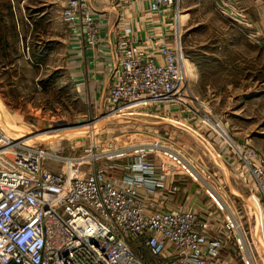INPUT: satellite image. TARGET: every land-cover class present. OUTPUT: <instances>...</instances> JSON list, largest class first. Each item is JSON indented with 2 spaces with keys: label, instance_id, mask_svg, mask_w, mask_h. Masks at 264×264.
Here are the masks:
<instances>
[{
  "label": "built area",
  "instance_id": "2783aa9c",
  "mask_svg": "<svg viewBox=\"0 0 264 264\" xmlns=\"http://www.w3.org/2000/svg\"><path fill=\"white\" fill-rule=\"evenodd\" d=\"M57 1L62 22L81 42L97 47L102 21L94 13L93 0ZM145 2L147 8L135 11L137 15L122 10L114 40L105 51L114 76L106 94L109 113L137 115L131 109L160 102L186 106L192 98V116L230 144L218 129L222 122L217 114L206 111L207 104L190 90L180 0ZM217 7L225 16L246 18L225 1ZM146 15L156 16L157 31L138 30ZM6 135L0 133V264L220 263L230 238L225 239L222 231L240 227L231 215L218 224L197 211L164 208L165 197L174 196L180 187L168 184L170 168L151 160L148 150L134 154L119 177L96 165L80 174L85 158H92L91 148L72 161ZM162 141L174 148L170 138ZM230 145L238 167L249 174L255 196L264 205V153L241 142ZM151 146L165 147L159 139ZM169 149L176 161L190 164L177 148ZM51 156L64 161L61 171L44 165ZM94 157L114 155L95 153ZM67 159L73 162L70 168ZM202 177L208 190L218 192L210 183L213 180ZM216 184L222 189L221 183ZM216 231L221 234L215 235Z\"/></svg>",
  "mask_w": 264,
  "mask_h": 264
},
{
  "label": "rangeland",
  "instance_id": "374dc122",
  "mask_svg": "<svg viewBox=\"0 0 264 264\" xmlns=\"http://www.w3.org/2000/svg\"><path fill=\"white\" fill-rule=\"evenodd\" d=\"M127 1L123 0L124 3ZM44 3L47 4V0H0V133H7L26 146H39L50 154L71 158L72 161L85 154V149L91 148L92 158H85L86 162L80 165V174L88 173L96 165L119 177L140 150H148L151 160L156 164L164 163L173 170L171 162H180L176 161L169 148L175 149L176 146L172 148L171 143L162 141L172 138L162 127L166 124L181 126L176 120L192 123V98L186 106L160 102L131 109L137 115L109 113L106 106L108 88L103 100L91 93L95 78L89 77L87 71L90 57H85L86 54L82 55L73 46L74 41H81L62 22L59 2L57 10L53 4L49 7ZM202 3L204 6L201 7L208 9L191 14L187 24H181L190 90L198 100L207 104L206 111L215 112L224 124L229 122L227 130L231 136L234 137L233 132H247L250 125L247 121L237 122V114L257 116L256 122L264 129L263 21L253 24L225 16L217 9L216 0ZM180 4L182 7L181 0ZM124 7L122 9L132 11L133 16L138 14L135 11H143L146 5L138 7L142 10H130L126 3ZM17 21L21 26L20 38L17 28L13 27ZM27 25L30 27L25 28ZM50 37L52 40L46 42L45 38ZM80 69L85 73L78 74ZM113 77L112 74L111 82ZM252 90L254 93L250 92ZM251 99L253 103H247ZM157 120L165 124H154ZM197 121L204 138L212 135L213 128L203 125L199 119ZM240 126L244 129L238 128ZM17 134L33 136L36 140L31 139L27 143L24 139L28 138L25 137L18 141ZM237 138L241 143L254 147L242 135ZM156 139L165 147L152 148L151 144ZM208 144L203 145L207 155L200 153L208 163L198 160L199 164L208 166L207 172L197 173L200 168L195 169V166L188 170L186 162L184 165L181 162V167H175L183 171L178 176L197 183L206 198L213 201L205 212L212 223L224 224L231 215L240 226L232 232L222 231L225 239L227 235L230 238L220 263L264 264V205L257 202L256 208L252 206L253 198H256L255 184L249 174L239 167L237 173L227 164L230 161L237 163L230 144L231 160L226 163V159ZM109 152L114 157L94 159L95 153ZM72 161L67 159L68 168ZM43 163L56 171L65 166L62 159L52 156L46 157ZM170 170L167 171L168 184L179 186L171 179L177 173ZM202 175L207 176L208 182L213 180L210 183L218 192L203 186ZM216 183H221L222 189H218ZM173 197L167 195L162 206L173 208ZM214 234L218 236L221 233L216 231ZM145 255L150 257L147 252Z\"/></svg>",
  "mask_w": 264,
  "mask_h": 264
},
{
  "label": "crops",
  "instance_id": "0c3cea01",
  "mask_svg": "<svg viewBox=\"0 0 264 264\" xmlns=\"http://www.w3.org/2000/svg\"><path fill=\"white\" fill-rule=\"evenodd\" d=\"M127 1V0H126ZM205 0H181L182 3V12L183 15L181 16L180 23L187 24V21L191 18V14H194L196 12L200 13L205 9H208L207 7H201L203 5L202 2ZM215 1V0H213ZM222 1H225L228 6L238 9L239 12H242V14H245L246 18L244 21H247L248 23H258L260 20L263 21L264 25V0H216V6ZM58 1L57 0H47V4L44 3L45 5H48L49 7L51 4H53V8L56 7L57 10V5ZM94 7H95V14L100 18L102 21V32L100 34V40H99V45L97 47H90L86 48L84 47L83 42H77L74 41L75 43L73 46L77 47L79 51H81L82 55H85V57H90L89 63H88V75L89 77H93L94 79V87L91 93L95 95V97L102 98L105 96L104 93H106V89L108 88L111 79H112V74H113V69L108 63V56L107 53L105 52L110 46L111 43L113 42V34H114V28L117 22L119 21L120 18V13L122 12V8L124 7V4L121 2H118V0H93ZM128 6L130 7V10H134L135 7L139 8H144L146 5L147 8V3L145 0H128L125 2ZM14 4V2H13ZM59 4V3H58ZM60 5V4H59ZM204 6V5H203ZM61 9V6H59ZM216 9V7H215ZM218 9V7H217ZM60 12V11H59ZM132 12V11H131ZM258 21V22H257ZM16 27L13 26L14 28H17L16 30L18 31L19 38L22 37L21 35V26L19 22L17 21ZM156 16L153 15H147L145 16V19L142 21L140 20L138 23V30L140 31H151V29H159L156 25ZM184 24V25H185ZM242 24V23H241ZM15 25V24H13ZM48 26L50 24H44V26ZM246 25V24H242ZM66 26V25H65ZM30 26H26L25 28H29ZM67 27V26H66ZM24 29V27H23ZM68 29V27H67ZM146 33V32H145ZM46 42L51 41L52 38H45ZM44 55H46L47 50L44 48ZM45 57V56H44ZM45 60V59H44ZM41 62V61H40ZM41 64V63H40ZM95 67H92L94 66ZM76 72V71H75ZM77 73H85V71L82 72L80 69L79 71L77 70ZM97 83V85H96ZM96 86V87H95ZM98 86V88H97ZM96 88V90H95ZM84 89V88H83ZM255 90H252L250 92H253ZM100 93V95L97 96V94ZM254 93V92H253ZM247 103H253V99L248 100ZM255 103V102H254ZM243 109V108H241ZM237 122L242 123L246 122L249 125L247 132L243 131H237L233 132L232 134L234 135L231 136L227 130V127L229 125V122L227 121L226 124H224L220 118L219 120L222 122V129L227 133L228 136H230V139L232 141L236 142H242L240 141L237 137L238 135H242L244 138L249 141L251 145H253L256 148H259L264 152V129H262V125L256 122V117L257 116H252V115H247L245 114H237ZM218 116V115H217ZM219 117V116H218ZM180 118V117H178ZM162 121L157 120L154 121L153 123L155 124H165L161 123ZM181 126L177 125H171V124H166V126L162 127L165 128L169 131V133L172 136V141L175 142L176 148L179 150V152L185 154L187 158L190 157L189 161L190 164L186 163L187 167L192 165V167L195 166L198 168H205L207 170V165H201L198 163V160H201L205 163H208L204 158L201 157V152L204 153V155H207L206 150H203V145H210L212 148L216 150V152L221 155L223 159H226L225 163L228 162L227 160L230 159L231 157V149L227 141H225L219 134L216 132L212 131V135L210 134L207 138H204L202 136V128L199 125V122L197 121L196 118L192 116V123L190 122H185L184 120H176ZM168 125V126H167ZM184 126V127H183ZM241 129H244V127H238ZM230 130V127H229ZM237 135V136H236ZM206 141V142H205ZM231 141V142H232ZM208 142V143H207ZM230 141L229 143L232 144ZM214 150V151H215ZM217 153V156H219ZM235 157V156H234ZM192 158V159H191ZM174 160V159H173ZM231 160V159H230ZM233 160V159H232ZM171 162V161H170ZM175 162V160H174ZM185 162V161H184ZM183 163V162H182ZM175 162H171L170 166H172L173 172H176L177 176H172V181H176V183L179 185L180 189L178 192L173 197V200L171 202V205L173 207H178L182 209H187V210H194L198 211L201 214L205 215L207 212V208L209 205L211 206L213 201L211 202L210 199L206 198L205 194L200 191L197 186V183L191 182L190 179H186L185 176H178L179 173H183L182 170L175 168V167H181L182 164ZM238 163V162H237ZM236 162L230 161L227 164L229 165L230 168H232L235 172H239L236 169L238 168V164ZM197 164L199 166H197ZM184 165V163H183ZM228 167V168H229ZM186 168V167H185ZM229 168V169H230ZM190 170V168H187ZM203 182V181H202ZM203 186L205 183H202ZM205 187V186H204ZM200 191V192H199ZM259 202L257 198H253V207L256 208V204ZM256 203V204H255ZM261 205V204H260ZM258 206V205H257ZM206 216V215H205ZM222 259V258H221ZM222 263V261H221ZM218 262H213L211 264H221Z\"/></svg>",
  "mask_w": 264,
  "mask_h": 264
},
{
  "label": "bare ground",
  "instance_id": "6f19581e",
  "mask_svg": "<svg viewBox=\"0 0 264 264\" xmlns=\"http://www.w3.org/2000/svg\"><path fill=\"white\" fill-rule=\"evenodd\" d=\"M180 19H181V18H180ZM218 129H219L220 132H222V135L226 136V140H228V141H230V142L232 141V140L230 139V137H228L227 133L225 134V132L223 131V129H222V125H221ZM8 133H9V132H8ZM6 134H7V133H6ZM10 134H11V133H10ZM17 135H18V138H17L18 140H20V139L23 140V138L27 137L28 139H24L25 142H27V143H28L29 141H31V139H32V140H36L35 138H32L33 136H32L31 138H29V137H28L29 135H20V134H17ZM6 136L9 137V138H11L8 134H7ZM35 137H38V136H35ZM37 140H39V139H37ZM22 142H23V141H22ZM231 143H232V142H231ZM72 163H73V162H72Z\"/></svg>",
  "mask_w": 264,
  "mask_h": 264
}]
</instances>
